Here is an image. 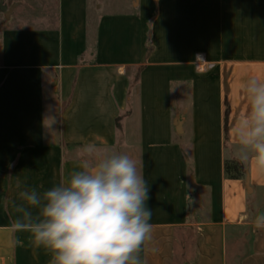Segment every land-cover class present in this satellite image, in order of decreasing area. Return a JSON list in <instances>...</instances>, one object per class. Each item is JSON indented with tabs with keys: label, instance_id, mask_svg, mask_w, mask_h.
I'll use <instances>...</instances> for the list:
<instances>
[{
	"label": "crops",
	"instance_id": "1",
	"mask_svg": "<svg viewBox=\"0 0 264 264\" xmlns=\"http://www.w3.org/2000/svg\"><path fill=\"white\" fill-rule=\"evenodd\" d=\"M108 3L0 0V264H49L11 229L12 202L57 184L90 142L138 161L146 264H264V171L233 155L242 86L264 77V0Z\"/></svg>",
	"mask_w": 264,
	"mask_h": 264
},
{
	"label": "clouds",
	"instance_id": "2",
	"mask_svg": "<svg viewBox=\"0 0 264 264\" xmlns=\"http://www.w3.org/2000/svg\"><path fill=\"white\" fill-rule=\"evenodd\" d=\"M242 94L248 110L236 128L233 155L264 171V77L248 79ZM78 159V167L51 188L17 193L11 229L27 234L49 255V264H146L142 252L152 238L153 213L138 161L93 142ZM254 223L264 227V213ZM15 243L23 246V240Z\"/></svg>",
	"mask_w": 264,
	"mask_h": 264
},
{
	"label": "trees",
	"instance_id": "3",
	"mask_svg": "<svg viewBox=\"0 0 264 264\" xmlns=\"http://www.w3.org/2000/svg\"><path fill=\"white\" fill-rule=\"evenodd\" d=\"M224 169L225 174L231 178H240L243 176V167L235 161H225Z\"/></svg>",
	"mask_w": 264,
	"mask_h": 264
},
{
	"label": "water",
	"instance_id": "4",
	"mask_svg": "<svg viewBox=\"0 0 264 264\" xmlns=\"http://www.w3.org/2000/svg\"><path fill=\"white\" fill-rule=\"evenodd\" d=\"M0 8L2 11H4V17L7 18L9 16V13L11 12V7L7 11H5L6 7L4 5H1Z\"/></svg>",
	"mask_w": 264,
	"mask_h": 264
},
{
	"label": "rangeland",
	"instance_id": "5",
	"mask_svg": "<svg viewBox=\"0 0 264 264\" xmlns=\"http://www.w3.org/2000/svg\"><path fill=\"white\" fill-rule=\"evenodd\" d=\"M103 1V0H102ZM110 1L112 2L113 0H104V2H109L110 3ZM115 1V0H114ZM118 1V0H117ZM120 1V0H119ZM109 3H108V6H109ZM118 9H120L121 7L120 6H118L117 7Z\"/></svg>",
	"mask_w": 264,
	"mask_h": 264
}]
</instances>
